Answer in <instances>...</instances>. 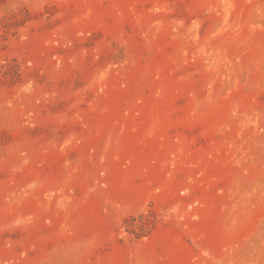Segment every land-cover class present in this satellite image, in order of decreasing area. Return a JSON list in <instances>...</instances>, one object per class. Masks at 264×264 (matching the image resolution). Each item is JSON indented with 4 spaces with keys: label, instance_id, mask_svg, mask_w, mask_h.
I'll list each match as a JSON object with an SVG mask.
<instances>
[{
    "label": "rangeland",
    "instance_id": "rangeland-1",
    "mask_svg": "<svg viewBox=\"0 0 264 264\" xmlns=\"http://www.w3.org/2000/svg\"><path fill=\"white\" fill-rule=\"evenodd\" d=\"M0 264H264V0H0Z\"/></svg>",
    "mask_w": 264,
    "mask_h": 264
}]
</instances>
